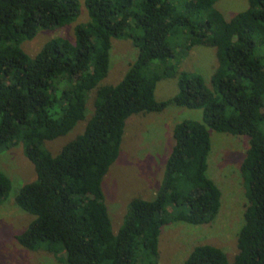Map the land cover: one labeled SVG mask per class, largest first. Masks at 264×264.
I'll use <instances>...</instances> for the list:
<instances>
[{"label":"trees","instance_id":"1","mask_svg":"<svg viewBox=\"0 0 264 264\" xmlns=\"http://www.w3.org/2000/svg\"><path fill=\"white\" fill-rule=\"evenodd\" d=\"M219 0H85L89 22L44 45L35 58L23 49L40 30L62 29L81 14L80 0H0V150L23 144L37 180L16 204L35 219L17 241L64 264H159L162 229L212 223L222 191L208 177L211 130L248 140L241 172L248 206L233 261L220 248L196 246L184 264H264V0L227 20ZM126 39L137 59L115 86H100L110 71L112 41ZM216 48L208 86L181 71L198 46ZM158 62V63H156ZM178 78V94L155 97L164 78ZM95 111L83 134L53 155L46 143L67 135ZM203 111L173 130L164 179L152 200L134 198L117 233L103 182L121 154L127 120L170 105ZM12 181L0 171V203Z\"/></svg>","mask_w":264,"mask_h":264},{"label":"rangeland","instance_id":"2","mask_svg":"<svg viewBox=\"0 0 264 264\" xmlns=\"http://www.w3.org/2000/svg\"><path fill=\"white\" fill-rule=\"evenodd\" d=\"M81 2V14L62 29L40 30L23 49L33 59L46 43L65 37L77 42L75 28L87 24L88 11ZM216 8L227 20L244 12L249 0H219ZM110 71L100 86H115L121 82L129 66L137 59L138 49L131 41L114 39L111 49ZM158 63V62H156ZM218 66L217 50L209 45L195 47L180 66L181 71L202 75L208 86ZM179 92L178 78L162 79L156 89L157 101H166ZM96 92L89 95L86 117L67 135L46 143L57 155L62 148L83 134L95 111ZM185 120L203 121L202 110H192L174 104L161 113L136 114L126 123L121 154L103 182L105 202L117 233L123 224L128 204L134 198L152 200L162 184L166 163L171 153L174 127ZM212 149L207 175L222 191V207L217 218L207 225L177 222L165 226L159 240V264H184L193 249L209 244L222 249L233 261L239 253V232L244 224L248 206L241 166L248 149V138L211 130ZM0 171L12 181L10 196L0 203V264H64L44 250L29 251L17 241L35 217L16 204L20 189L37 180L34 164L25 156L23 144L0 150Z\"/></svg>","mask_w":264,"mask_h":264}]
</instances>
